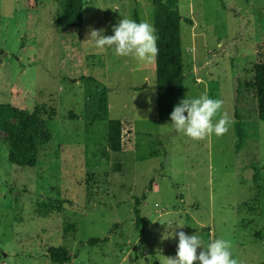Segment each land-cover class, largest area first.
<instances>
[{"label": "rangeland", "instance_id": "1", "mask_svg": "<svg viewBox=\"0 0 264 264\" xmlns=\"http://www.w3.org/2000/svg\"><path fill=\"white\" fill-rule=\"evenodd\" d=\"M62 2L0 0V104L49 137L22 168L0 125V264H55L52 250L64 264H167L181 231L227 240L237 264H264V122L246 85L264 53V0H163L184 19L185 97L220 99L229 118L223 135L195 141L158 120L155 58L85 42L122 17L153 26L151 0H87L76 29L56 26ZM112 119L133 131L121 154L107 148Z\"/></svg>", "mask_w": 264, "mask_h": 264}, {"label": "trees", "instance_id": "2", "mask_svg": "<svg viewBox=\"0 0 264 264\" xmlns=\"http://www.w3.org/2000/svg\"><path fill=\"white\" fill-rule=\"evenodd\" d=\"M153 4V28L156 36L157 53L155 56L156 87H157V117L160 122L169 123V114L173 106L185 98L184 57L182 46L183 17L179 12L168 6L163 0H151ZM87 0H63L57 14L55 24L58 28L76 29L83 24ZM139 22L137 16L136 20ZM191 24V21L188 20ZM264 53L254 65V81L246 84L255 91L257 113L260 121L264 122ZM83 81H94L92 78H82ZM106 95L100 100V111L106 112ZM105 117V116H104ZM14 119L16 124L9 121ZM238 119V115H237ZM0 125L6 134L8 160L13 165L22 168H34L37 165L40 145L47 142L43 127L27 112L10 104H0ZM129 124L120 119H112L107 123V148L112 154L124 151V140L132 135ZM237 137H241L242 123L236 122ZM119 167V165H117ZM139 199H136L135 213L139 215ZM259 236V235H257ZM107 239H91L88 244H104ZM52 263L64 264V259L57 250L49 254ZM158 264V263H156Z\"/></svg>", "mask_w": 264, "mask_h": 264}, {"label": "clouds", "instance_id": "3", "mask_svg": "<svg viewBox=\"0 0 264 264\" xmlns=\"http://www.w3.org/2000/svg\"><path fill=\"white\" fill-rule=\"evenodd\" d=\"M103 29H90L85 42L99 50H110L117 57H131L138 62L154 60L156 36L153 26L147 21H135L122 17L112 26L110 36ZM222 100L210 98L206 93L187 96L173 106L169 123L165 126L176 134L191 140L223 135L227 131L229 118L221 112ZM219 113V115H217ZM178 240L174 258H167V264H237L232 257L230 243L223 238L210 239L203 244L195 234L177 232ZM197 249H200L197 253Z\"/></svg>", "mask_w": 264, "mask_h": 264}]
</instances>
